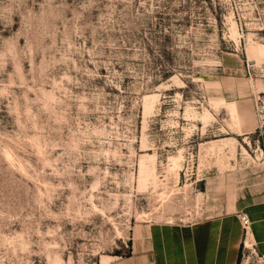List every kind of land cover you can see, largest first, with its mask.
<instances>
[{"label": "rangeland", "instance_id": "rangeland-1", "mask_svg": "<svg viewBox=\"0 0 264 264\" xmlns=\"http://www.w3.org/2000/svg\"><path fill=\"white\" fill-rule=\"evenodd\" d=\"M261 47L264 0H0V264H106L229 200Z\"/></svg>", "mask_w": 264, "mask_h": 264}, {"label": "crops", "instance_id": "crops-1", "mask_svg": "<svg viewBox=\"0 0 264 264\" xmlns=\"http://www.w3.org/2000/svg\"><path fill=\"white\" fill-rule=\"evenodd\" d=\"M259 161L229 200L207 205L202 219L183 225L136 224L129 255L111 256L106 264H239L247 238L239 211L249 214L252 248L264 255V155ZM212 188L209 182L206 193Z\"/></svg>", "mask_w": 264, "mask_h": 264}, {"label": "built area", "instance_id": "built-area-1", "mask_svg": "<svg viewBox=\"0 0 264 264\" xmlns=\"http://www.w3.org/2000/svg\"><path fill=\"white\" fill-rule=\"evenodd\" d=\"M252 104L256 117V127L254 132L257 134V141L261 145H259V147H261L260 149L264 155V90L253 93ZM238 217L243 229L245 230V235L247 236L251 224L249 214L246 211H239Z\"/></svg>", "mask_w": 264, "mask_h": 264}, {"label": "bare ground", "instance_id": "bare-ground-1", "mask_svg": "<svg viewBox=\"0 0 264 264\" xmlns=\"http://www.w3.org/2000/svg\"><path fill=\"white\" fill-rule=\"evenodd\" d=\"M257 54L258 55H263L264 54V48H259L258 51H257ZM250 61H254V59H250ZM248 244H250L248 241H247Z\"/></svg>", "mask_w": 264, "mask_h": 264}]
</instances>
